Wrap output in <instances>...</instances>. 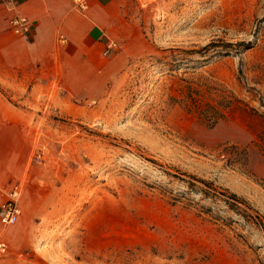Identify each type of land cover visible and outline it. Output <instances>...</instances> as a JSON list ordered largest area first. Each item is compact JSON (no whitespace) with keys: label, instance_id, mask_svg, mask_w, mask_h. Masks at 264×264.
Segmentation results:
<instances>
[{"label":"rangeland","instance_id":"obj_1","mask_svg":"<svg viewBox=\"0 0 264 264\" xmlns=\"http://www.w3.org/2000/svg\"><path fill=\"white\" fill-rule=\"evenodd\" d=\"M121 7L90 82L0 83L34 170L0 264H264V0Z\"/></svg>","mask_w":264,"mask_h":264},{"label":"crops","instance_id":"obj_2","mask_svg":"<svg viewBox=\"0 0 264 264\" xmlns=\"http://www.w3.org/2000/svg\"><path fill=\"white\" fill-rule=\"evenodd\" d=\"M84 1L80 5L74 0H0V83L4 87L25 86L33 80L37 90L53 88L58 81L62 87L79 84L84 77L91 81L92 67L98 71L105 65L100 64L103 51L113 38L123 37L121 25L127 23L122 0ZM22 20L30 31L21 28ZM110 60L112 69L115 56ZM33 98L30 105L41 102ZM28 112L0 96V210L16 185L24 196L31 195L28 189L24 193L22 184L34 171L25 126ZM32 209L31 202L28 216ZM3 231L0 219V242L11 248Z\"/></svg>","mask_w":264,"mask_h":264},{"label":"built area","instance_id":"obj_3","mask_svg":"<svg viewBox=\"0 0 264 264\" xmlns=\"http://www.w3.org/2000/svg\"><path fill=\"white\" fill-rule=\"evenodd\" d=\"M77 4L85 3L84 0H74ZM23 23L21 24V28L25 31H30V26L22 20ZM16 24H19V21H15ZM108 51H106L107 53ZM20 194V188L19 186H14L10 193H9V199L2 205L0 210V219L4 225H12L14 224L21 213V209L18 205V197ZM10 252V247L6 242H0V256H5Z\"/></svg>","mask_w":264,"mask_h":264},{"label":"trees","instance_id":"obj_4","mask_svg":"<svg viewBox=\"0 0 264 264\" xmlns=\"http://www.w3.org/2000/svg\"><path fill=\"white\" fill-rule=\"evenodd\" d=\"M200 114L202 115L203 119H207L211 125L216 124L220 118L224 117V114L220 110H216L214 108L212 111H207L205 108H203ZM260 137H262V139L264 138V132L261 133ZM231 195L233 198L239 199L237 194L233 193Z\"/></svg>","mask_w":264,"mask_h":264},{"label":"bare ground","instance_id":"obj_5","mask_svg":"<svg viewBox=\"0 0 264 264\" xmlns=\"http://www.w3.org/2000/svg\"><path fill=\"white\" fill-rule=\"evenodd\" d=\"M19 197H20V194H19ZM19 197H18L17 201L19 200Z\"/></svg>","mask_w":264,"mask_h":264}]
</instances>
